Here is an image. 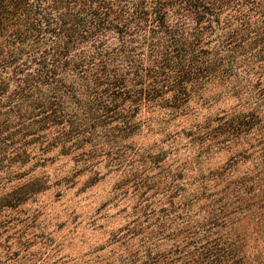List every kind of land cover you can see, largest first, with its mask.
Returning <instances> with one entry per match:
<instances>
[{
  "label": "trees",
  "instance_id": "16d2710c",
  "mask_svg": "<svg viewBox=\"0 0 264 264\" xmlns=\"http://www.w3.org/2000/svg\"><path fill=\"white\" fill-rule=\"evenodd\" d=\"M0 264H264V0H0Z\"/></svg>",
  "mask_w": 264,
  "mask_h": 264
},
{
  "label": "rangeland",
  "instance_id": "374dc122",
  "mask_svg": "<svg viewBox=\"0 0 264 264\" xmlns=\"http://www.w3.org/2000/svg\"><path fill=\"white\" fill-rule=\"evenodd\" d=\"M219 109V107H218ZM217 109H214V113ZM55 167L51 168V172ZM110 189V183H100L99 185L90 188L83 196H79L73 198V196H69L66 200H57L55 196V192L51 191L47 195H45L42 200L44 204L47 206V215L49 220V231H55L57 229V220L56 217L60 214H64V210L72 204H76V202L81 199L84 204L94 203L93 206H100L104 201L108 191ZM71 197V200L69 201ZM69 201V202H68Z\"/></svg>",
  "mask_w": 264,
  "mask_h": 264
}]
</instances>
